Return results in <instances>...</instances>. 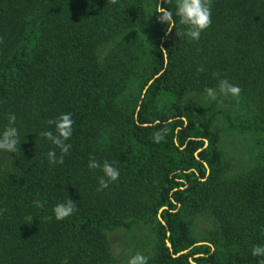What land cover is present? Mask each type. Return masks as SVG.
Instances as JSON below:
<instances>
[{
	"label": "trees",
	"instance_id": "obj_1",
	"mask_svg": "<svg viewBox=\"0 0 264 264\" xmlns=\"http://www.w3.org/2000/svg\"><path fill=\"white\" fill-rule=\"evenodd\" d=\"M161 2L0 0V131L14 113L21 137L16 153L0 151V264H113L108 233L147 214L159 216L156 264L264 260L251 255L264 245V163L228 180L214 116L183 103L228 79L242 89L237 124L264 135V0H212L198 41L177 35L178 18L165 34ZM163 6L174 12L175 0ZM133 79L138 89L124 97ZM69 112L71 148L50 164L47 153L61 152L40 133H55L47 121ZM90 156L120 172L102 191ZM67 198L77 211L57 220ZM204 211L232 250L223 258L190 235L185 214Z\"/></svg>",
	"mask_w": 264,
	"mask_h": 264
},
{
	"label": "rangeland",
	"instance_id": "obj_2",
	"mask_svg": "<svg viewBox=\"0 0 264 264\" xmlns=\"http://www.w3.org/2000/svg\"><path fill=\"white\" fill-rule=\"evenodd\" d=\"M150 8H153V4ZM142 35L146 47H150L154 39L150 28ZM136 89L138 82L130 80L124 97L128 95V91ZM170 101L171 97L163 93L159 104L167 106ZM183 103L193 110L201 111L205 118L214 116L212 129L217 130L220 135L218 149L228 180L264 163L263 133L237 124L241 118L239 116L241 101L238 98L218 95L217 100H211L205 91H191L184 95ZM224 115L230 116L233 125L226 122ZM185 219L190 225V235L196 243L210 245L219 258L232 251L215 237L218 225L208 211L194 215L185 214ZM158 220V215L147 214L141 221L131 223L129 227L110 231L108 241L114 259L113 264H127V261L138 252L148 258L147 264H156Z\"/></svg>",
	"mask_w": 264,
	"mask_h": 264
},
{
	"label": "clouds",
	"instance_id": "obj_3",
	"mask_svg": "<svg viewBox=\"0 0 264 264\" xmlns=\"http://www.w3.org/2000/svg\"><path fill=\"white\" fill-rule=\"evenodd\" d=\"M164 2L159 3L156 7L158 22L166 25V35L171 34L177 27V18L179 24L184 26V30L178 32L177 35L187 36L190 41H198L201 33L207 30L212 23L211 2L212 0H175V11L173 12L167 7H164ZM170 2V0H168ZM112 4H116L117 0H111ZM198 72L204 71L203 67L197 69ZM218 73H213V76H218ZM242 89L238 85L229 82L228 79H220L217 88H206L205 92L209 99L217 100L218 95L224 97L231 96L239 98ZM16 116L10 113L8 116V125L0 131V151L7 153H16L17 146L21 144V137L18 129L15 127ZM48 125H54L55 133L51 130H45L40 135L51 141L53 145L60 149L61 155L57 157L55 150H50L47 153L48 162L50 164H63L64 155H67L71 145L66 143L73 134L74 120L72 113H62L55 120H48ZM166 129L154 134V142L159 143L163 139ZM89 169H100L103 176L99 179V187L97 191H102L107 188L111 182L118 180L120 172L118 168L108 161L103 164L98 162L94 156H90ZM77 211L76 203L72 199L67 198L64 202L58 203L54 209V215L57 220H63ZM251 255L254 257H264V245H255L251 250ZM148 258L142 253H136L132 256L127 264H147ZM264 264V260L261 261Z\"/></svg>",
	"mask_w": 264,
	"mask_h": 264
},
{
	"label": "water",
	"instance_id": "obj_4",
	"mask_svg": "<svg viewBox=\"0 0 264 264\" xmlns=\"http://www.w3.org/2000/svg\"><path fill=\"white\" fill-rule=\"evenodd\" d=\"M184 252H185V251H182V252H180L179 254H182V253H184ZM179 254H178V255H179Z\"/></svg>",
	"mask_w": 264,
	"mask_h": 264
}]
</instances>
